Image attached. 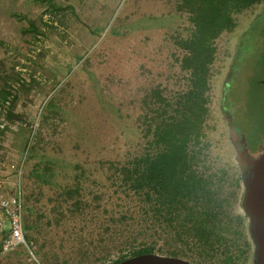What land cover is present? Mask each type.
Segmentation results:
<instances>
[{
    "label": "rangeland",
    "instance_id": "374dc122",
    "mask_svg": "<svg viewBox=\"0 0 264 264\" xmlns=\"http://www.w3.org/2000/svg\"><path fill=\"white\" fill-rule=\"evenodd\" d=\"M55 1L67 9L55 13L35 0L45 32H35V264H110L140 241L117 239L120 200L107 161L139 142L150 88L171 97L186 87L175 39L187 35L189 22L176 0ZM16 13L33 18V0H0V90L9 79L13 93L11 105L0 103V161L22 175L0 168V177L7 189L21 181L33 242V30L24 31L28 23ZM236 16V29L217 40L207 135L214 166L242 177L229 211L245 221L229 231L248 234L251 246L240 237L232 246L235 262H225L224 241L206 257L190 249L185 256V246L158 240L156 253L177 250L195 264H256L240 132L264 145V2ZM0 264L33 259L21 247Z\"/></svg>",
    "mask_w": 264,
    "mask_h": 264
},
{
    "label": "trees",
    "instance_id": "16d2710c",
    "mask_svg": "<svg viewBox=\"0 0 264 264\" xmlns=\"http://www.w3.org/2000/svg\"><path fill=\"white\" fill-rule=\"evenodd\" d=\"M44 1L55 13L67 9L55 0ZM262 2L176 0L177 10L187 15L189 22L187 35L179 34L175 39L181 50L176 60L186 74V87L171 97H165L159 86L150 88L144 96L139 142L121 159L107 161L120 200L117 239L126 244L140 241L129 255L110 264L155 252L159 239L185 246L187 249L180 250L185 256L190 249L206 257L214 256L224 241L225 262H235L232 246L240 237L250 248L248 234L229 231L245 221L243 215L233 216L229 211L237 199L242 177L214 166L207 128L217 40L236 29L237 14ZM16 15L28 23L24 31L33 30V18L24 13ZM35 32L45 34L36 20ZM9 82H2V106L13 103L9 99L13 94ZM244 251L241 249L239 256ZM168 254L178 256L179 252L171 250Z\"/></svg>",
    "mask_w": 264,
    "mask_h": 264
},
{
    "label": "water",
    "instance_id": "95a60500",
    "mask_svg": "<svg viewBox=\"0 0 264 264\" xmlns=\"http://www.w3.org/2000/svg\"><path fill=\"white\" fill-rule=\"evenodd\" d=\"M240 133L241 143L244 146L245 194L243 206L252 218L251 233L257 246L256 264H264V146L259 152L251 153L247 149L248 141L246 140L245 134L242 131ZM116 264L195 263L182 257L152 252L131 256Z\"/></svg>",
    "mask_w": 264,
    "mask_h": 264
},
{
    "label": "built area",
    "instance_id": "2783aa9c",
    "mask_svg": "<svg viewBox=\"0 0 264 264\" xmlns=\"http://www.w3.org/2000/svg\"><path fill=\"white\" fill-rule=\"evenodd\" d=\"M0 168L22 175V171L14 163L0 161ZM5 182L0 177V258L23 247L33 259V242L28 241L25 231L23 186L20 181L15 182L12 189H7Z\"/></svg>",
    "mask_w": 264,
    "mask_h": 264
},
{
    "label": "flooded vegetation",
    "instance_id": "af4514ba",
    "mask_svg": "<svg viewBox=\"0 0 264 264\" xmlns=\"http://www.w3.org/2000/svg\"><path fill=\"white\" fill-rule=\"evenodd\" d=\"M246 136V140L248 141L247 139V135ZM263 143L260 141V142H257V143H253L250 141H248V145H247V149L251 152V153H257L259 152L260 150H262L263 148Z\"/></svg>",
    "mask_w": 264,
    "mask_h": 264
}]
</instances>
